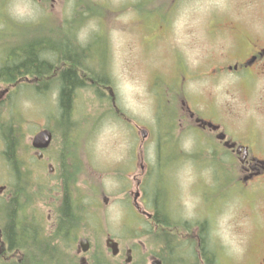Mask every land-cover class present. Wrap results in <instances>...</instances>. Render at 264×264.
Wrapping results in <instances>:
<instances>
[{"label": "rangeland", "instance_id": "1", "mask_svg": "<svg viewBox=\"0 0 264 264\" xmlns=\"http://www.w3.org/2000/svg\"><path fill=\"white\" fill-rule=\"evenodd\" d=\"M90 1L100 7L88 10L80 0H0V66L8 61L9 53L19 51L27 38H64L88 53L86 65L81 67L87 68L85 73L78 68L80 77L88 78L94 69H101L108 79L102 84H92L87 79L85 85L75 88L65 123L59 114L56 80L48 87L42 84L62 66H57L46 79L45 73L37 78L33 74L14 76L12 81L0 77V90L10 87L0 101V264H32L33 259L45 264L43 247L48 248V264L72 260L74 251L68 241L71 238L65 241L69 248L61 246L59 238L42 245L48 222L45 216L48 210L58 209L57 187L53 184L63 186L65 179L73 184L71 197L79 200L83 213L79 231L92 238L97 257L107 264H117L121 256L112 255L106 248V233L119 242L123 255L130 247L137 264H150V254H168L169 244L176 243V257L187 260L192 257V229L201 224L203 216L208 219V238L214 251L210 255L214 258L212 264H241L240 248L255 229L252 206L236 196L229 183L225 190L220 189L224 181L214 184L218 193L206 186L221 173L218 164L223 158L218 150L214 152L216 145L209 146L204 140L203 148L201 134L198 139L191 131L186 132L188 136L181 135L174 127L173 119L178 126L180 111L173 101V90H163L162 86L167 80L164 75L172 71L177 56L185 58L187 69L199 76L210 62L223 63L238 48L246 46V39L236 31L240 26L264 31V0H177L161 7L170 9L168 12L160 8L161 15L168 17L160 23L150 22L137 11L135 5L140 0ZM199 69L203 70L198 72ZM154 72L161 74L149 86ZM228 77L226 80L231 81ZM205 83L198 78L186 84L187 91L196 93L193 101L202 105L207 97L219 94V103L223 105L225 101L227 110L232 111L230 115L234 114V87L227 85L225 95L223 79L220 90ZM107 86L114 93L115 106ZM229 117L234 122L235 117ZM138 126L145 127L149 136L142 138V127ZM46 127L53 131V137L43 160L38 161L44 168H38L39 179L34 184L26 187L21 182L22 189L18 190L14 186L15 174H11L4 156L5 137L18 140V145L20 142L16 153L20 158L32 135ZM45 156L53 168L52 174L44 163ZM137 191L139 198L134 200ZM209 192L214 198L205 207L201 195ZM104 196L108 197L107 202ZM135 203H139L137 210L141 213L158 210L160 218L168 222L162 249L155 225L146 215L132 211ZM16 209L33 214L18 213L19 216ZM10 222L17 230L18 223L26 230L31 226L38 228L42 233L40 249H31L23 241L8 246L4 229ZM192 262L201 264L197 259Z\"/></svg>", "mask_w": 264, "mask_h": 264}, {"label": "flooded vegetation", "instance_id": "2", "mask_svg": "<svg viewBox=\"0 0 264 264\" xmlns=\"http://www.w3.org/2000/svg\"><path fill=\"white\" fill-rule=\"evenodd\" d=\"M50 1L52 3V0ZM218 26L219 25H216L217 29ZM226 26L229 27L227 24ZM229 28L235 29L234 27ZM236 31L246 39V46H240L241 48H238L236 53H233L228 60H224L223 63H221V60H217V62L214 61L215 63L212 62L214 64L210 62L209 67L205 70H198V72L203 70V72L198 73L200 74L199 76H194L193 71H189L186 65L185 71H189L191 75L181 74L178 79L177 77H173L172 72L167 73L165 74L167 80L164 82V86L166 89L173 90L175 96L174 101L180 111L178 116L179 127L175 119H173L174 127L180 131L195 129L199 133L203 132L205 135L204 137L211 140L213 145L217 146L214 152L218 150V154H220L222 158L225 155L232 158V162L227 163V165L224 161L219 163L220 166L218 169L221 173L218 174L219 176L212 179L210 183L206 184V186L210 188L211 192L218 193V191L214 189V184L224 181V183L220 184V189L225 190V187L228 185L226 182H230L229 184L233 186L235 194L238 197L248 200V203L253 205L250 212L253 216L255 229L248 234L246 238H249V240L245 241L240 248L242 256L240 261L241 264L242 262H244V264H264V31L256 30L250 26H240V29H236ZM18 54L19 53H13L11 55L13 57L12 60H15L14 55ZM180 60L182 63L186 64L183 59ZM227 76H230L228 78L231 81L226 80ZM155 78L158 79L156 75ZM198 78L204 79L206 81L205 85H211L218 90L221 89V84L219 83H221L223 79L222 85L225 95L227 93L226 86H233L235 89L234 114L230 115L232 111L230 109L227 110L225 101L223 102L224 107L219 103V94H213L211 97H207V100L203 101L202 105L195 103L193 100L196 93L194 95L192 92L187 91L188 88L185 89V87L186 84L189 82L192 83L194 79L197 80ZM168 80L170 82H167ZM9 88L10 87L7 88V92ZM5 90L6 88L0 90V101L4 100L7 94ZM200 95L201 93L197 94L198 99H200ZM229 116H234L236 121H231L232 119H230ZM203 120L211 122L212 125L203 122ZM15 141L17 145L14 146L13 155H9L6 160L11 166V174L14 175V169H16L17 172L15 175L21 176L27 184H24V186L26 185V187H29L31 184L35 183V180L39 179L37 178V170L39 167H44L39 165L38 161L43 160L44 151L47 148H45V150H37L36 145H34L30 139L28 149L20 154L19 158L16 153L17 149H20V142L18 145V140ZM176 150H178V147H176ZM4 156L6 158V154H4ZM44 163H46L48 171L52 174L53 168L46 156ZM22 168L25 170L22 171ZM47 169H45V173L46 175H50V172L47 174ZM72 170L76 172V167L73 166ZM231 174L232 176H230ZM221 175L224 180L220 177ZM46 178L47 180L50 179L49 176ZM226 178H228L229 181H227ZM64 181L66 184L63 182V186L60 187L53 184V186L57 187L58 201L56 207H58V209L53 211L48 210L45 216V221L48 222L45 223V243H43V246L49 245L51 239L59 238L60 245L69 248L65 241L71 238V240L69 239L68 241L72 244L74 255L70 262H64V264H107L105 260H101L97 257V253H95L93 249L92 238L86 233H80L79 229H82L81 217L83 213L79 210V200L75 201V196L71 197V189L74 188L73 184H69V180L65 179ZM1 187L3 186L0 185V188ZM17 189L20 190L22 188L18 187ZM48 190H51V188L48 187ZM1 191H3V189H1ZM211 192L201 195L203 203L209 201L211 197L214 198ZM218 195L220 196L221 194ZM65 199L69 205V212L67 214L63 213V203ZM142 200L144 201V197ZM16 213L33 214V211H26L23 209L17 212L16 209ZM162 213H164V210H162ZM154 215L155 213L150 212L147 218L152 220L157 228L156 230L159 232L160 241L158 244L161 245L162 249L165 242V238L162 237L163 232L167 230L169 226L167 225L168 222L165 221V219H161L158 213ZM63 217L68 218V220L62 222L64 220ZM202 218L201 224H195L192 229V241L190 243L193 244V248L191 250V258L193 261L197 259L201 264H212L214 258L210 257V255L213 256L214 251L208 238V219L205 216ZM19 225L20 226L17 225L18 230L16 234H18L19 229L22 233V226L21 224ZM93 230L96 229L93 227ZM35 231L41 233L38 228H35ZM18 236L19 235H17V237ZM112 240L115 239L109 233H106L104 241L106 248H108V244ZM17 241L20 242V240ZM0 242L3 243L1 240V231ZM117 243L119 244L118 241ZM166 243H168V241ZM216 243L220 245L221 242L216 241ZM177 244L179 243L174 245L169 244L167 248L168 254L159 251L158 253L150 254V257L160 260L162 264L177 261L175 252ZM188 245L190 246V244ZM46 248H42V255L44 256L48 255V251H45L48 248ZM128 251H131L132 254V249L127 247L123 255L119 248L116 255H120L121 258L117 264H125L124 260ZM216 260L217 259H215V261ZM132 263L137 264L133 259V255ZM180 264H193V262L191 263L181 258Z\"/></svg>", "mask_w": 264, "mask_h": 264}, {"label": "trees", "instance_id": "3", "mask_svg": "<svg viewBox=\"0 0 264 264\" xmlns=\"http://www.w3.org/2000/svg\"><path fill=\"white\" fill-rule=\"evenodd\" d=\"M83 4V8H87L88 10H93V6H96L99 8L100 6L96 3H93L92 1L88 0L87 2H84L83 0H80ZM177 0H173L172 2H162V0H140L138 3L135 5L137 11L141 15L148 17L145 19H150V22L157 21L160 23V21L164 22L165 20L168 19L167 15H161L160 8L163 5H168L172 4L173 2ZM86 9V10H87ZM164 12H168L170 9H163L161 8ZM170 13H168L169 15ZM65 36H67L66 33H64ZM63 39V40H62ZM40 38V37H32V38H27L22 45L19 47V54L14 55L15 60H12V54L10 53L7 55L8 61L5 63H2L0 66V77L5 76L7 81H12V79L15 77L14 76H22L26 74H33V77H39L40 75H45V79L48 78L49 73L53 70L55 71L57 66L59 68V72L55 76H52L51 79L42 81L43 86L48 87V84L50 82H53L56 80V85L58 86V105H59V114L61 117V122L66 123V119L69 110H70V105H71V99L73 96V92L76 87H80L86 84V80H90L92 84L94 81L97 82H105L108 80L106 77L103 75V71L96 70L92 71V75L90 77H86L85 75L80 77L79 75V69L80 72L85 73V69L87 68H81L82 66L86 65L85 64V59L88 60V53L84 51V49H78L75 46H72L66 39L62 38ZM18 46V45H17ZM17 50V48H16ZM17 51L13 50L11 53H18ZM100 54V53H99ZM176 53H174V58ZM176 59V58H175ZM179 59H181L179 56H177L176 61H174V64H172V73L173 77H177L178 79L180 78L181 74H186L189 75V71H185V66L186 64L180 62ZM9 63L11 65L9 66ZM62 64V65H61ZM60 65V66H59ZM55 66V69H54ZM84 69V70H83ZM170 72V73H171ZM52 74V73H51ZM153 74L160 75L158 72H154ZM4 78V79H5ZM20 78V77H19ZM3 79V80H4ZM154 80V79H152ZM14 80L13 82H16ZM100 84V83H99ZM43 87V88H45ZM110 88L109 86H107ZM163 90L166 89V87L163 85L162 86ZM60 122V123H61ZM4 136H8V134H5ZM6 141V159L9 155H13L14 152V146L17 145L16 141L12 137H5ZM13 160V158H12ZM15 173L17 172L16 169H14ZM13 171V172H14ZM16 177V183H15V188L17 189L20 187V183H24L25 181L21 176ZM22 188V186H21ZM15 199L11 201L12 204H14ZM159 208V207H158ZM69 212V205L67 200H64L63 203V213L67 214ZM158 210H155V215H157ZM154 215V216H155ZM64 220L62 222H65L68 220V218L63 217ZM67 224V223H66ZM65 225V224H62ZM19 226V223H18ZM17 229L13 225V223H8L5 226L4 233L7 237L8 240V245L11 246L15 242H18L17 240L23 241L29 248L39 250V244H42V242L39 241V237L41 236V233H37L35 231V227H30L29 229L26 230V227H22V233L21 235L18 234L19 236L17 237ZM43 245V244H42ZM17 246V245H16ZM15 246V247H16ZM45 255V264L47 263V260L50 258L46 259ZM181 257L177 258V261H172L170 264H180ZM32 264H38L35 263L34 259ZM58 264V261H57Z\"/></svg>", "mask_w": 264, "mask_h": 264}, {"label": "water", "instance_id": "4", "mask_svg": "<svg viewBox=\"0 0 264 264\" xmlns=\"http://www.w3.org/2000/svg\"><path fill=\"white\" fill-rule=\"evenodd\" d=\"M145 130H142V136H145ZM51 140V132L48 129H43L41 131H39L33 138V143L34 145L38 146V147H46L49 142ZM112 249H113V253H116L117 250L115 248V244H112ZM130 256L128 255L127 257V261L130 260ZM152 264H159L158 260H155L152 262Z\"/></svg>", "mask_w": 264, "mask_h": 264}]
</instances>
